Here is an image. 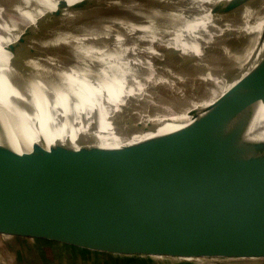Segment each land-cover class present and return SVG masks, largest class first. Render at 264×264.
<instances>
[{
    "label": "water",
    "instance_id": "1",
    "mask_svg": "<svg viewBox=\"0 0 264 264\" xmlns=\"http://www.w3.org/2000/svg\"><path fill=\"white\" fill-rule=\"evenodd\" d=\"M250 1L230 0L212 13ZM90 7L105 5L61 2L53 23ZM225 80L219 98L180 117L111 121L113 132L144 136L120 145L49 143L41 131L31 142L0 121V234L121 256L264 264V34ZM218 206L204 217L168 218Z\"/></svg>",
    "mask_w": 264,
    "mask_h": 264
},
{
    "label": "bare ground",
    "instance_id": "2",
    "mask_svg": "<svg viewBox=\"0 0 264 264\" xmlns=\"http://www.w3.org/2000/svg\"><path fill=\"white\" fill-rule=\"evenodd\" d=\"M82 1L0 0V121L16 124L31 142L35 131L49 143L120 145L144 137L113 132L110 122L180 117L213 102L264 34V0L223 15L212 10L230 0H100L105 7L64 11L53 23L59 3ZM178 12L195 15L179 23L169 17Z\"/></svg>",
    "mask_w": 264,
    "mask_h": 264
},
{
    "label": "rangeland",
    "instance_id": "3",
    "mask_svg": "<svg viewBox=\"0 0 264 264\" xmlns=\"http://www.w3.org/2000/svg\"><path fill=\"white\" fill-rule=\"evenodd\" d=\"M198 13H202V11H199ZM177 14H180V15H170V16L168 15V16L169 17L172 16V19L176 18L177 20H179V23L180 21L182 23L185 17L192 18L195 15L194 12H188L185 14L183 13L184 16L180 12H178ZM156 27L162 28V26H159L158 23ZM159 28H155L153 33L159 34L158 33L160 31ZM139 45L141 47L145 46V44L142 42H140ZM216 212L218 213L219 211L217 210ZM157 220H161V219H157ZM5 240L11 241L9 240V238L0 235V243L6 244L7 241ZM15 245H18V244L16 243L13 245L14 247H9V248L3 246L5 248L4 251L6 253V259L4 260L2 264H232L235 262L246 263V262H242L240 259H229V258L183 259L187 263L184 261L178 260V259L166 258V257L165 258L123 257L120 259V258H112L110 256H103L99 254L88 253L84 250L71 251L61 245L50 246V245H47V243H44L43 245H41L43 249V252H42L43 254L41 256H38L37 259H32L35 256L28 255L29 259L25 258V262H24L23 260H20V256H18V252L16 251ZM1 253L2 252H1V246H0V254ZM67 254H69L70 260L66 258ZM246 261L250 262L251 260H246Z\"/></svg>",
    "mask_w": 264,
    "mask_h": 264
},
{
    "label": "crops",
    "instance_id": "4",
    "mask_svg": "<svg viewBox=\"0 0 264 264\" xmlns=\"http://www.w3.org/2000/svg\"><path fill=\"white\" fill-rule=\"evenodd\" d=\"M0 235L5 236V237L9 238V240H11V241L5 240V241H7V243L6 244L3 243V246L9 248V247H14L13 245L16 244V243L18 244V245H15V248H16V251L18 252V256H20V260H23L24 262H25V258L29 259L28 255L35 256L32 259H37L38 256H41L43 254L42 253L43 249H42L41 245H43L44 243H47V245H50V246L61 245V246L66 247V249L71 250V251L84 250V251H86L88 253L99 254V255H103V256H110L112 258H120V259L123 258V257L143 258V257H140V256H121V255H116V254L114 255V254H109V253H104V252L92 251V250L84 249V248H81V247H78V246H75V245H71V244H67V243H61V242H58L56 240H52V239L50 240V239H46V238L22 237V236L3 235V234H0ZM13 240L16 243H14ZM37 245H39V246H37ZM4 256L6 258L5 251H4ZM66 258L68 260H70L69 254L66 255ZM144 258H165V257H144ZM166 258H171V257H166ZM173 259H178V260L184 261L183 258H173ZM184 262H186V261H184ZM11 263H13V262H11Z\"/></svg>",
    "mask_w": 264,
    "mask_h": 264
}]
</instances>
